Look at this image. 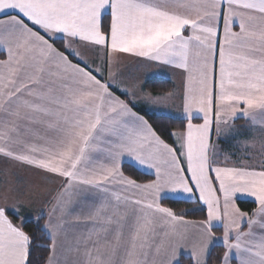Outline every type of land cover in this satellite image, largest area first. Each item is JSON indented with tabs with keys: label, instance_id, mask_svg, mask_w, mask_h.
<instances>
[{
	"label": "snow or ice",
	"instance_id": "1",
	"mask_svg": "<svg viewBox=\"0 0 264 264\" xmlns=\"http://www.w3.org/2000/svg\"><path fill=\"white\" fill-rule=\"evenodd\" d=\"M120 54L179 70L181 87L124 85L111 71ZM137 99L161 113L181 101L166 117L186 121L175 146ZM238 119L259 149L222 165ZM0 157L60 179L45 202V243L5 190L0 264H209L216 248L217 264H264V0H0ZM126 167L154 178L138 182ZM180 198L206 206V219L162 206Z\"/></svg>",
	"mask_w": 264,
	"mask_h": 264
},
{
	"label": "crops",
	"instance_id": "2",
	"mask_svg": "<svg viewBox=\"0 0 264 264\" xmlns=\"http://www.w3.org/2000/svg\"><path fill=\"white\" fill-rule=\"evenodd\" d=\"M235 30H238V28ZM222 31L223 28L221 24V32ZM97 52H100V50L98 49ZM100 59H101L100 55L92 54L90 56V62L95 61L97 64H99ZM111 71L117 73V80H123L124 85L129 87H131L132 85H136L138 87H142L144 91H146L143 87L144 82L152 78L171 81L174 85V89L180 88L182 82V77L179 70H173L167 66L157 65L154 63L139 64L137 63V58L129 56L127 54H120L119 62L113 66ZM108 75H109V69L105 67L104 79H107ZM153 95H159V94H153ZM136 107L139 110L147 112L148 114L167 116L168 112L175 114L179 110H182V103L179 99H177L176 101L166 105L167 112L165 113H161L160 111L150 110L152 106L147 104L143 99H137ZM248 130L249 127L245 120L238 119L235 121V127L233 131L238 132L237 135L242 134L243 132H247ZM237 135H235L234 138H229L228 140L232 141L238 139L239 136L237 137ZM172 138L175 146L176 140L173 136ZM222 143L224 142L221 141L220 147L221 150L224 152L228 148L226 144L222 145ZM220 163L223 165L225 162L220 161ZM139 171L144 172V170H139ZM41 176L42 174L38 173L34 169H31L27 166L13 164L12 162L7 161L6 159L0 157V203L3 202L2 196L5 190L7 188H12L13 191L10 193V198L18 197L25 204V207L22 210L21 215L27 216V220H35L34 219L35 216L38 214L39 210L43 208L45 213L44 221H43L44 224L48 218L47 217L48 206H46L45 202L50 200L56 194L57 186L60 183V179L56 178L54 182L49 183L43 180ZM180 199L185 200L182 198ZM186 201H195V200H186ZM203 207L206 209V206ZM206 216H207V212H206ZM184 219L185 221H200V220H192L186 218ZM17 223H19V218ZM177 227L181 228L182 226L177 225ZM219 229L221 230V233L219 234L215 233V234L217 236H222L223 227L221 226Z\"/></svg>",
	"mask_w": 264,
	"mask_h": 264
},
{
	"label": "trees",
	"instance_id": "3",
	"mask_svg": "<svg viewBox=\"0 0 264 264\" xmlns=\"http://www.w3.org/2000/svg\"><path fill=\"white\" fill-rule=\"evenodd\" d=\"M57 46L59 47L60 44L58 43ZM143 87L146 91L151 92L152 94H163L169 90L174 89V85L171 81L152 78L148 79L144 82ZM126 98V97H122ZM145 112L140 110V114H144ZM165 115H153L148 114L146 115V119L149 120V123L152 124L153 128L157 132L158 135L161 136L165 142L169 143L170 145L174 146L173 138L171 133L174 131H181L183 130V126L186 121H181L177 119H168ZM198 122V121H194ZM229 141H223V144H226L227 148L229 146ZM225 148V149H227ZM125 174L130 175L133 178L137 179L138 182H147L154 177L152 175H148L144 172L139 170H134L131 168H125ZM162 206L171 208L177 215H183L186 219L192 220H203L206 219V209L196 201H186L181 199L175 200H164L162 201ZM238 206L243 211L251 212L253 208H255L254 203L246 202V201H238ZM13 222L17 223L18 218L15 216H11ZM25 224V230L31 234H33L36 238L37 243H45L46 241L42 240L40 227L43 225L44 219H41L39 225L35 222V220H27ZM215 233H221V230L218 228L213 229ZM223 252L222 248H216L212 252V256L210 258L209 264H217V258ZM47 250L42 248H35L33 251V257H47ZM35 264H42V261L39 259L35 260ZM181 264H191L190 260L187 257H183Z\"/></svg>",
	"mask_w": 264,
	"mask_h": 264
},
{
	"label": "rangeland",
	"instance_id": "4",
	"mask_svg": "<svg viewBox=\"0 0 264 264\" xmlns=\"http://www.w3.org/2000/svg\"><path fill=\"white\" fill-rule=\"evenodd\" d=\"M256 135L258 136L259 134L257 133ZM238 136V139L229 141L227 150H225L224 152L221 150V154L218 157L219 162H225V157L227 156L228 165H232L234 163L239 164L241 162H244V160H246L249 155L255 153L259 149L258 142L255 148H252L250 145L246 146L244 143L245 140H249L253 136V133L250 130L237 135V137Z\"/></svg>",
	"mask_w": 264,
	"mask_h": 264
}]
</instances>
